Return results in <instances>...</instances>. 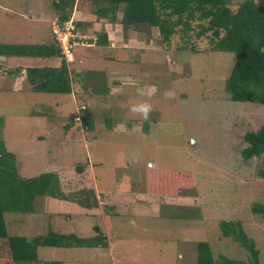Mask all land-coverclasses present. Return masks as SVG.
I'll use <instances>...</instances> for the list:
<instances>
[{
    "label": "rangeland",
    "instance_id": "rangeland-1",
    "mask_svg": "<svg viewBox=\"0 0 264 264\" xmlns=\"http://www.w3.org/2000/svg\"><path fill=\"white\" fill-rule=\"evenodd\" d=\"M46 11L50 25L42 19ZM73 17L60 30L70 29L71 43L78 42L66 53L72 93L35 92L26 80V67L54 66L60 57L0 59L10 66L0 71L2 137L23 177L55 171L65 193L79 199L92 189L99 205L39 196L35 212L5 214L10 234L53 229L90 237L98 225L107 236V247L40 246L35 264H193L201 240L211 243L216 259L247 262L248 251L219 227L234 219L255 240L264 264V218L252 211L255 202L264 203V155H242L245 133L264 124V104L229 99L225 83L235 53L213 50L209 36L192 33L165 42L157 28L145 35L152 44L141 52L125 54L119 44L106 51ZM54 21L52 0H0L1 43L59 42ZM11 68L20 70L17 85ZM143 102L152 105L148 120L130 111ZM162 172H177L168 190Z\"/></svg>",
    "mask_w": 264,
    "mask_h": 264
},
{
    "label": "trees",
    "instance_id": "trees-1",
    "mask_svg": "<svg viewBox=\"0 0 264 264\" xmlns=\"http://www.w3.org/2000/svg\"><path fill=\"white\" fill-rule=\"evenodd\" d=\"M78 0H52L61 28L70 21ZM91 2L93 12L99 17H107L112 22L122 11V23L127 30L130 26L158 27L162 40L170 42L174 34L190 33L197 38L209 36L213 50L234 52L236 61L225 83V90L231 101L264 104V4L258 0H241L233 8L236 0H86ZM199 20V29L194 32L193 22ZM80 22L76 21L79 28ZM210 32V33H209ZM57 36V35H56ZM105 33H99L96 43L107 45ZM0 57H60L58 66H31L27 68V81L35 92H73V76L69 62L60 42L52 39L48 43H1ZM0 64V71L7 70ZM11 68L9 75L19 72ZM39 114L44 112H38ZM74 119V118H72ZM84 123L93 129L87 117ZM4 118L0 116V264H35L40 262L39 247H107V236L96 225L98 234L83 237L76 233H63L50 229L47 234L27 237L10 234L5 214L7 212L33 213L39 196H52L70 200L88 208L97 207L99 202L90 198L92 189L82 190L79 199L65 193L57 172H42L31 177H23L18 172L16 154L10 151L2 137ZM111 128L110 120H107ZM247 146L242 155L245 160L264 155V124L256 131L244 135ZM188 171V170H186ZM185 170L177 171L186 173ZM177 172H162V189L168 190ZM264 175V170L262 171ZM167 182V183H166ZM176 182V181H175ZM177 182L175 183V185ZM184 185V184H182ZM89 190V191H88ZM252 211L264 218V203L255 202ZM222 235L239 242L248 251L249 261L233 259L221 255L214 257L208 240L197 244V261L193 264H261L260 250L253 238L249 237L240 220H222L219 223Z\"/></svg>",
    "mask_w": 264,
    "mask_h": 264
},
{
    "label": "crops",
    "instance_id": "crops-1",
    "mask_svg": "<svg viewBox=\"0 0 264 264\" xmlns=\"http://www.w3.org/2000/svg\"><path fill=\"white\" fill-rule=\"evenodd\" d=\"M48 6H49V3H48ZM122 16H123V12L122 11L118 12L117 20L115 22H112L107 17H99L95 15L93 12L92 6L89 7V1L78 0L75 6V10H74L73 21L74 20L82 21L80 22L79 26H84L90 29V32L94 34V40L98 38L99 33L103 32L106 34L107 40H108L107 45H103V46L99 45L97 46V48H101V49L105 48L106 51H111L112 47H115L116 44H119L118 46L120 48L121 47L123 48L122 50L124 51V53L129 54V53L141 52L142 50L146 48V46L150 47V44H152V42L151 41L147 42L145 35H149L152 31H155L156 28L157 29L159 28L138 25V26H130L126 30L125 25L121 21ZM32 19L37 21V20H40L41 17H37V18L32 17ZM42 19H45L48 22V25H50L51 14L48 11H46V16H44ZM37 43H40V42H37ZM74 55L77 56V54H74ZM43 58H46V57H43ZM105 58L107 59V57H104V59ZM0 59L4 61L8 60V59L6 60L5 57H0ZM68 62H69V67H70V64H71L70 62L72 61L69 59ZM58 65L60 64H57L54 66H58ZM7 67H10L9 64L7 65ZM27 68L28 67H26V70L24 68L26 72V80H27ZM14 69H18V68H14ZM18 73L19 72H16L15 75L13 74L14 84H16V80H17L16 77Z\"/></svg>",
    "mask_w": 264,
    "mask_h": 264
},
{
    "label": "clouds",
    "instance_id": "clouds-1",
    "mask_svg": "<svg viewBox=\"0 0 264 264\" xmlns=\"http://www.w3.org/2000/svg\"><path fill=\"white\" fill-rule=\"evenodd\" d=\"M96 40H94L93 42H96ZM91 42H89V43H91ZM91 44H93V43H91ZM155 91H156L155 86H151V91L148 93V95H154ZM141 94L142 95L144 94L143 91H141ZM130 111L132 113H134V114H139L140 116H142V118L144 120H148L149 116H150V113L152 112V105L150 103H148V102L135 104V105L131 106Z\"/></svg>",
    "mask_w": 264,
    "mask_h": 264
},
{
    "label": "built area",
    "instance_id": "built-area-1",
    "mask_svg": "<svg viewBox=\"0 0 264 264\" xmlns=\"http://www.w3.org/2000/svg\"><path fill=\"white\" fill-rule=\"evenodd\" d=\"M55 22V23H54ZM54 25L56 24L58 26V32H59V37H58V40L61 44V47L63 48V51L64 53H72L71 51V48H73L74 45L78 44V42H73L74 45L71 43V36H73V33H71L70 29H68L67 31L65 32H61L60 30L62 29H65L66 27L64 28H61L60 24L57 22V21H54ZM58 23V24H57ZM55 28V27H54ZM86 43H89V42H86ZM88 45H92L91 43H89Z\"/></svg>",
    "mask_w": 264,
    "mask_h": 264
}]
</instances>
